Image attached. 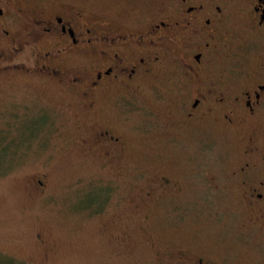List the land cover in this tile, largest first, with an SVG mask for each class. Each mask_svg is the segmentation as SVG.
<instances>
[{"label":"rangeland","instance_id":"obj_1","mask_svg":"<svg viewBox=\"0 0 264 264\" xmlns=\"http://www.w3.org/2000/svg\"><path fill=\"white\" fill-rule=\"evenodd\" d=\"M145 1L148 11L162 0ZM173 93L171 75L149 79L128 96L133 110L106 104L102 119L81 103L66 115L54 88L3 75L0 264H181L180 254L185 264H264V229L250 223L227 178L242 145L217 127L209 150L177 135ZM100 124L124 129L115 154L96 150Z\"/></svg>","mask_w":264,"mask_h":264},{"label":"flooded vegetation","instance_id":"obj_2","mask_svg":"<svg viewBox=\"0 0 264 264\" xmlns=\"http://www.w3.org/2000/svg\"><path fill=\"white\" fill-rule=\"evenodd\" d=\"M104 1L111 2L92 0L90 8L0 0V79L29 76L55 89L66 115L81 103L103 119L101 106L113 104L125 115L134 108L128 96L149 79L171 75L175 133L199 137L208 150L212 127L240 142V159L227 178L250 223L264 229V0H162L148 11L145 0L108 7ZM97 127L96 150L122 149V127L119 133ZM184 257L176 258L185 264Z\"/></svg>","mask_w":264,"mask_h":264},{"label":"trees","instance_id":"obj_3","mask_svg":"<svg viewBox=\"0 0 264 264\" xmlns=\"http://www.w3.org/2000/svg\"><path fill=\"white\" fill-rule=\"evenodd\" d=\"M3 158L6 159L5 156H2V160H3ZM2 160H1V162H2ZM3 161H4V160H3Z\"/></svg>","mask_w":264,"mask_h":264}]
</instances>
